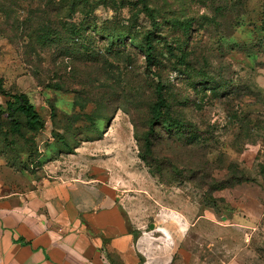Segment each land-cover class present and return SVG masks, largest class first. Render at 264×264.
<instances>
[{
    "label": "rangeland",
    "instance_id": "obj_1",
    "mask_svg": "<svg viewBox=\"0 0 264 264\" xmlns=\"http://www.w3.org/2000/svg\"><path fill=\"white\" fill-rule=\"evenodd\" d=\"M101 1H92L98 29L88 33L95 47L82 63L59 46L33 48L24 26L17 29L32 12L54 27L46 2L0 0L3 90L25 94L43 122L32 132L17 116L13 132L0 93V188L54 179L113 187L145 237L139 249L147 264H180L182 222H238L240 210L250 209L258 214L251 222L263 228L264 0ZM151 18L159 27L157 59L148 67L136 45L152 30ZM188 20L192 30L182 35L177 23ZM116 30L124 45L110 52L106 35ZM157 77L168 116L198 140L156 127L147 147ZM195 239L199 255L208 242ZM257 251L264 259L261 244Z\"/></svg>",
    "mask_w": 264,
    "mask_h": 264
},
{
    "label": "crops",
    "instance_id": "obj_2",
    "mask_svg": "<svg viewBox=\"0 0 264 264\" xmlns=\"http://www.w3.org/2000/svg\"><path fill=\"white\" fill-rule=\"evenodd\" d=\"M113 187L97 180H48L0 188V264H147L140 228ZM238 222H182L180 264H264V227L254 210ZM262 231V232H261ZM196 236L207 250L193 254ZM264 255V253H263Z\"/></svg>",
    "mask_w": 264,
    "mask_h": 264
},
{
    "label": "trees",
    "instance_id": "obj_3",
    "mask_svg": "<svg viewBox=\"0 0 264 264\" xmlns=\"http://www.w3.org/2000/svg\"><path fill=\"white\" fill-rule=\"evenodd\" d=\"M18 1L31 4L36 0H17V2ZM38 1L41 6L43 5V2H46V5L51 8V12L56 13L54 17L55 20L50 23L54 27L48 25L47 18L43 21L38 20L39 12H32V18L24 21L23 24L17 22V29H20V25L24 26V40L33 48H35V46L40 48H45L49 45L59 46L62 47V50L64 48L69 55H77L80 62L85 63L86 61H89L91 54L94 52L95 42L91 39L88 33L91 32V30L95 33L98 29L96 23L92 21V11L94 10V7L92 6L93 0H59L56 5L54 2L53 5L49 0ZM108 1L109 0H102L98 5H107ZM144 1L145 0H136V2L142 5H144ZM145 11L149 13V10L146 9ZM43 14L44 13H42V15ZM77 14L80 17L77 19L78 21L69 25L68 21H72ZM151 19L153 20L152 30L146 32L141 41L136 45V49L142 53L148 67L152 66L157 59V42L154 39L153 31L158 29L159 24L155 18ZM192 23L191 20L177 23V28H179L182 35H188L192 30ZM116 31L117 33L115 32L114 34L106 35L107 44L109 45L108 51L110 52L119 47H123L124 45L122 40L124 34H121L122 30ZM129 40L133 41L134 37L130 36ZM70 47L72 48L70 49ZM170 55H173V50H170ZM186 57V52H182L177 60L184 62ZM0 93L7 99L6 112L7 117L10 119V125L13 132L17 133L20 129V122L18 121L17 116L24 117L26 128L32 132L39 130L43 126V122L40 120L33 106L29 103L25 94H10L5 92L1 80ZM155 95L156 101L149 110L148 133L147 138L145 139L147 147L149 148L152 146L151 137H153L156 127H159V129L168 136L185 134L187 135L186 141L188 143L198 140L199 136L195 135L191 130H188L185 124L168 116L167 112L171 106L163 94V87L158 77L155 85ZM2 113L3 112L0 110V116Z\"/></svg>",
    "mask_w": 264,
    "mask_h": 264
}]
</instances>
